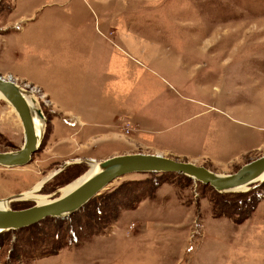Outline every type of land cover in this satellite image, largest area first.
Wrapping results in <instances>:
<instances>
[{
	"label": "rangeland",
	"instance_id": "1",
	"mask_svg": "<svg viewBox=\"0 0 264 264\" xmlns=\"http://www.w3.org/2000/svg\"><path fill=\"white\" fill-rule=\"evenodd\" d=\"M39 3L25 23L19 14ZM0 33V74L45 115L33 158L0 164V199L63 167L38 190L56 198L114 154L218 173L264 154V0H1ZM24 140L0 98V150ZM250 184L219 191L181 172H128L68 217L0 231V264H264V177Z\"/></svg>",
	"mask_w": 264,
	"mask_h": 264
},
{
	"label": "water",
	"instance_id": "2",
	"mask_svg": "<svg viewBox=\"0 0 264 264\" xmlns=\"http://www.w3.org/2000/svg\"><path fill=\"white\" fill-rule=\"evenodd\" d=\"M0 90L15 107L25 131V140L20 147L11 150H0V164L7 166L23 165L28 163L40 148L45 131L41 137L38 136L32 116L34 107L30 105L25 96L26 89L20 83L12 76L0 74ZM38 111L44 114L39 107ZM100 165V170L86 178L70 192L56 199L42 203L35 202L20 208L11 207L10 203L8 207H0V231L19 229L49 217H68L113 178L128 172L175 171L187 174L201 182L209 183L219 191L238 189L237 187L242 184H247V188H249L250 183L257 181L256 177L264 172V154L243 163L230 173H218L202 164H196L189 160L178 159L157 152L141 151L108 156L101 161ZM62 168L59 167L50 175L44 177L36 190H40L44 182ZM12 199H14L13 196Z\"/></svg>",
	"mask_w": 264,
	"mask_h": 264
},
{
	"label": "bare ground",
	"instance_id": "3",
	"mask_svg": "<svg viewBox=\"0 0 264 264\" xmlns=\"http://www.w3.org/2000/svg\"><path fill=\"white\" fill-rule=\"evenodd\" d=\"M25 96L28 99L30 105H33V107H34V110L32 112V116H33V120H34V125H35V129H36V132H37L38 136L41 137V135L43 134V132L45 130V128H44V126H45V115L42 114V113H40L38 111V107L39 106H38L36 100L33 97H31V95H29L27 92H25ZM0 98H3V99L8 100V98L6 97V95L1 90H0ZM13 108L15 109L14 106H13ZM75 161H79V160H75ZM68 162H71V161H68ZM93 162L94 163L92 164L91 169L85 175H83L81 178L77 179L76 181H73L72 183H70L67 186H65L62 189H60L59 190L60 195H58L56 198H58V197H60V196H62L64 194L70 192L78 184H80L82 181H84L86 178H88L89 176H91L92 174H94L95 172H97L98 170L101 169V165H100L101 161L100 162H97V161L93 160ZM263 176H264V172H262L261 174H259L256 177L257 178L256 180H260ZM41 182H39L38 184H36V186L33 189H31L30 191H26L23 194H20V195H17V196H13V197L14 198H32V199H34L38 203L47 202V201L56 199V198L49 199V198H47L46 195L38 194V190H36V188H38L40 186ZM237 188L238 189H246L247 188V184H242V185L238 186ZM11 198L12 197L0 199V207H8Z\"/></svg>",
	"mask_w": 264,
	"mask_h": 264
},
{
	"label": "crops",
	"instance_id": "4",
	"mask_svg": "<svg viewBox=\"0 0 264 264\" xmlns=\"http://www.w3.org/2000/svg\"><path fill=\"white\" fill-rule=\"evenodd\" d=\"M34 6L32 7V9L29 11V12H25V13H21V14H19V17L20 18H23V19H25V23H32V22H35V20H36V18L35 19H31L32 17H33V14L36 12V11H38V7L40 6V3L39 4H33ZM17 6H18V2L17 3H15L14 2V7H13V9L11 10V13H9V14H7L8 15V17L9 18H11V16L13 15V12L14 11H16L15 9L17 8ZM12 19V18H11ZM10 19V20H11ZM14 20V19H13ZM26 24V25H27ZM24 26V28L23 29H26L27 28V26ZM0 35H2V38L3 39H5L6 37H7V33H0ZM41 49V48H40ZM4 53V51H3V49L2 50H0V55L1 54H3ZM75 118V117H74ZM48 148H50V145L48 144L45 148H44V151L45 150H47ZM61 149H59V150H57V151H54V154L51 152L50 154H48L49 156L47 157V159H48V163H56L57 162V160H56V158L57 157H61V156H63V152L62 151H60ZM56 157V158H55Z\"/></svg>",
	"mask_w": 264,
	"mask_h": 264
},
{
	"label": "trees",
	"instance_id": "5",
	"mask_svg": "<svg viewBox=\"0 0 264 264\" xmlns=\"http://www.w3.org/2000/svg\"><path fill=\"white\" fill-rule=\"evenodd\" d=\"M87 202L81 208H85L87 206ZM81 208H79V210H81ZM79 210L74 211V213L78 212ZM96 211L99 213V215L102 212V210L99 207H97ZM50 218H54V217H49V219ZM55 218H57V217H55ZM42 221H44V220H42ZM42 221H39V222H42ZM39 222H37V223H39ZM34 224H36V223H34ZM81 236H82V234H81V232L78 230V228L76 226L75 227L72 226V228H70L69 239H71V240L79 239V237H81Z\"/></svg>",
	"mask_w": 264,
	"mask_h": 264
}]
</instances>
